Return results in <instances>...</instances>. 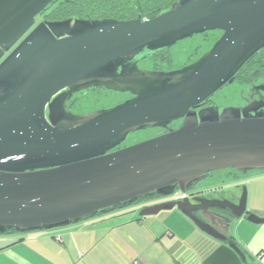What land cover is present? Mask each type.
Returning <instances> with one entry per match:
<instances>
[{"label":"water","instance_id":"obj_1","mask_svg":"<svg viewBox=\"0 0 264 264\" xmlns=\"http://www.w3.org/2000/svg\"><path fill=\"white\" fill-rule=\"evenodd\" d=\"M54 1L0 0V235L178 195L139 215L177 208L246 260L228 236L234 218L264 222L247 210L246 186L215 196L191 188L217 170H264V82L242 105H206L264 47V0H175L144 18L37 22ZM213 30L221 34L211 47L181 68L138 66ZM97 88L131 97L85 114L66 107L74 93ZM155 127L165 132L117 148Z\"/></svg>","mask_w":264,"mask_h":264},{"label":"crops","instance_id":"obj_2","mask_svg":"<svg viewBox=\"0 0 264 264\" xmlns=\"http://www.w3.org/2000/svg\"><path fill=\"white\" fill-rule=\"evenodd\" d=\"M228 173L219 175L222 183L200 191L215 196L245 185L247 210L264 217V170ZM143 206L48 230L1 234L0 264H264V222L232 219L228 236L245 252L244 260L177 208L140 216Z\"/></svg>","mask_w":264,"mask_h":264},{"label":"rangeland","instance_id":"obj_3","mask_svg":"<svg viewBox=\"0 0 264 264\" xmlns=\"http://www.w3.org/2000/svg\"><path fill=\"white\" fill-rule=\"evenodd\" d=\"M219 31L209 32L207 35H195L190 38L184 39L179 43L173 45L165 55V61L161 58L155 60L147 58L138 63L139 68L154 69L156 66L159 70H175L187 65L196 60L203 52L208 50L214 41L220 36ZM251 73L256 74V70ZM257 83L264 82V75L257 77ZM249 88L248 85L237 80V82L227 86L217 93L213 99L214 103L219 107L233 106L236 107L240 104V94L243 89ZM129 98L128 93L107 91L104 89L95 90L88 93H78L74 95L75 104L73 110L75 114H85L87 112L110 108L118 103ZM163 133L161 128H148L144 130L129 133L126 139L122 142L121 146H129L143 140L152 138ZM232 169H222L211 172L212 175H207L203 180L198 183V187L207 188L212 185L222 183L219 175L229 174ZM250 172V171H249ZM237 174H240L237 172ZM243 176V175H242Z\"/></svg>","mask_w":264,"mask_h":264},{"label":"trees","instance_id":"obj_4","mask_svg":"<svg viewBox=\"0 0 264 264\" xmlns=\"http://www.w3.org/2000/svg\"><path fill=\"white\" fill-rule=\"evenodd\" d=\"M174 1L175 0H55L39 15L43 14L44 18L47 20H62L71 16L89 19L114 18L117 20H127L138 16L142 18L153 16L162 9L168 7ZM166 54L167 51H164L157 54L155 57L165 61ZM248 61L251 62L248 67V72L245 74L248 81H252V79H257V77L264 75V47ZM252 70L257 71L254 77L249 75V72ZM9 233L17 232L10 231Z\"/></svg>","mask_w":264,"mask_h":264},{"label":"flooded vegetation","instance_id":"obj_5","mask_svg":"<svg viewBox=\"0 0 264 264\" xmlns=\"http://www.w3.org/2000/svg\"><path fill=\"white\" fill-rule=\"evenodd\" d=\"M36 19H37V22H40V21H42V20H47V19L44 18L43 14L38 15V16L36 17ZM215 31H219V30L207 31V32L202 33L201 35H207L209 32H215ZM219 32L221 33V31H219ZM165 51H169V49H168V50H165ZM163 52H164V51H163ZM151 59L155 60V59H157V58L154 56V57H152ZM250 63H251L250 61H247V62L241 67V70H240V73L238 74V77L236 76L235 80H234L231 84L237 82V80L240 81V82H243L244 84L248 85L249 87H250L252 84H258V83L256 82V78L252 79V81H248V80L246 79V77H245L246 72H248V67L250 66ZM242 68H243V69H242ZM154 69L159 70V69L157 68V66H156ZM249 75H250L251 77H254V76H255V75H254L253 73H251V72H249ZM231 84H230V85H231ZM225 88H226V87H225ZM101 89H103V88L87 89V90H83V91H79V92H77V93H74L73 96H72V97L66 102V107L69 108V109L74 113V110H73V106H74V104H75L74 95H76V94H78V93H88V92H91V91L101 90ZM223 89H224V88H223ZM221 90H222V89H221ZM221 90H220V91H221ZM220 91H218L217 93H219ZM217 93H216V94H217ZM216 94H214L212 97L209 98V100H208V102L206 103V105H210V104H215V105H216V103H214V99H213V97H214ZM129 97H131L130 94H129ZM249 97H250V93L248 92L247 88L243 89L242 92H241V94H240V100H241V102H240L239 105H242V104L246 103V101H247V99H249ZM254 97H256V96L254 95ZM239 105H238V106H239ZM217 106H218V105H217ZM180 121H181V119H180V120H177V121H173V122L169 125V127H171V128H175V127L180 123ZM164 132H165V130H163V133H164ZM120 147H122V146L120 145V146L117 147V148H120ZM115 149H116V148H115ZM230 172L233 173L234 175H237V172H236L234 169L230 170ZM208 175H212V173L210 172ZM198 183H199V182H198ZM198 183H195V184L192 186L191 190H198V189L200 190L201 188L197 186ZM177 196H178V195H172V196H169V197L154 196V197H151V198L141 199V200H139V201L136 202V203H137V204L148 205V204L158 203V202H162V201L169 200V199H172V198H176ZM225 213H226V212H225Z\"/></svg>","mask_w":264,"mask_h":264},{"label":"built area","instance_id":"obj_6","mask_svg":"<svg viewBox=\"0 0 264 264\" xmlns=\"http://www.w3.org/2000/svg\"><path fill=\"white\" fill-rule=\"evenodd\" d=\"M129 264H141V263L139 261H137V260H133Z\"/></svg>","mask_w":264,"mask_h":264}]
</instances>
